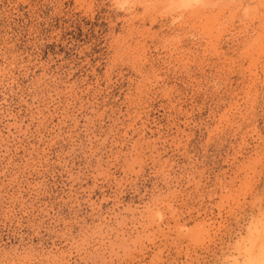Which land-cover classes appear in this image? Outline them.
<instances>
[{"label":"rangeland","instance_id":"374dc122","mask_svg":"<svg viewBox=\"0 0 264 264\" xmlns=\"http://www.w3.org/2000/svg\"><path fill=\"white\" fill-rule=\"evenodd\" d=\"M171 1L0 0V264L258 256L264 0Z\"/></svg>","mask_w":264,"mask_h":264},{"label":"bare ground","instance_id":"6f19581e","mask_svg":"<svg viewBox=\"0 0 264 264\" xmlns=\"http://www.w3.org/2000/svg\"><path fill=\"white\" fill-rule=\"evenodd\" d=\"M166 1V0H165ZM167 1H169V0H167ZM172 1H178L179 3L178 4H181L182 6H185L186 7V5H190V6H192V9H190L191 11H192V15H193V17H195V19H204V18H206V15H205V7H206V5H207V3L205 2V0H172ZM171 1V2H172ZM211 1V0H210ZM214 1V0H213ZM212 1V2H213ZM256 1V0H255ZM259 1V0H258ZM211 3V2H210ZM214 3V2H213ZM262 3V2H261ZM261 3H260V5H261ZM254 4H256V3H254ZM264 4V3H263ZM208 5H209V3H208ZM215 5H216V3H215ZM213 6H214V4H213ZM208 7V6H207ZM211 7V6H210ZM216 7V6H215ZM217 7H218V5H217ZM212 8V7H211ZM190 14H191V12H190ZM209 14V13H208ZM191 15V16H192ZM194 19V18H193ZM195 19H194V21H195ZM193 21V22H194ZM262 227V231L264 232V226H260L259 228H261ZM250 228V227H249ZM257 228V227H256ZM258 228V229H259ZM252 229V228H251ZM248 231V234H249V230H247ZM253 231V230H252ZM261 231V232H262ZM254 232V231H253ZM255 235V234H254ZM249 236V235H248ZM260 236V235H259ZM253 238V237H252ZM252 238H251V240H252ZM255 241V240H254ZM253 244V243H252ZM251 245V244H250ZM255 245V244H254ZM253 246V245H252ZM246 256H245V259H244V264H258V262L257 261H260L261 262V264L262 263H264V246L263 245H261L260 246V248H258V256L257 255H254L253 253H254V251H253V247L252 248H250L249 247V249L247 248L246 250ZM260 255V256H259Z\"/></svg>","mask_w":264,"mask_h":264}]
</instances>
